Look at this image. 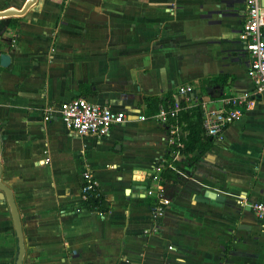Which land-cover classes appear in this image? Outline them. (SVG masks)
Here are the masks:
<instances>
[{"label": "crops", "instance_id": "1", "mask_svg": "<svg viewBox=\"0 0 264 264\" xmlns=\"http://www.w3.org/2000/svg\"><path fill=\"white\" fill-rule=\"evenodd\" d=\"M27 1L0 0V12ZM245 16L244 0H34L0 17V181L21 264H264L253 212L264 201V97L208 149L185 146L207 112L253 88ZM169 94L179 110L167 124L161 107L144 117L145 99ZM77 97L125 121L101 139L72 134L55 114ZM194 107L199 118L181 117ZM159 164L177 177L154 183ZM85 171L108 212L76 211ZM159 187L170 204L154 227ZM17 253L0 190V264Z\"/></svg>", "mask_w": 264, "mask_h": 264}, {"label": "built area", "instance_id": "2", "mask_svg": "<svg viewBox=\"0 0 264 264\" xmlns=\"http://www.w3.org/2000/svg\"><path fill=\"white\" fill-rule=\"evenodd\" d=\"M246 5V16L242 24L241 39L244 41L245 49L249 55V71L253 84L250 91L238 93L226 98L225 109L209 111L204 115L203 131L205 136L214 141H220L224 130L232 125L253 103L255 96L264 97V7L261 0H244ZM189 93L188 86L177 88L178 96H186ZM191 100V99H190ZM188 99L187 102H190ZM179 110V103L174 104L170 114L161 111L158 115L159 124H167L170 117H174ZM53 112L50 110L43 114V121H48ZM72 134L82 137L101 139L108 136L110 130L125 121L123 113L112 111L108 106L91 103L84 97L72 98L62 102L55 114ZM142 120L143 117L139 116ZM175 146L178 143H174ZM174 146L173 152L176 153ZM162 166L159 164L152 174V181L159 184V172ZM81 184V201L86 199V190L91 187L97 188L87 171L83 172ZM158 201L151 208V219L154 227L157 226L170 200L158 189ZM253 212L260 222H264V201L255 202ZM147 233V231H144Z\"/></svg>", "mask_w": 264, "mask_h": 264}, {"label": "trees", "instance_id": "3", "mask_svg": "<svg viewBox=\"0 0 264 264\" xmlns=\"http://www.w3.org/2000/svg\"><path fill=\"white\" fill-rule=\"evenodd\" d=\"M175 96V95H174ZM174 96L169 94L164 99L158 98H147L145 102L147 104L146 112L144 117L147 118L158 112V108L161 107L165 112H169L174 105ZM195 115L199 118L198 108H191L189 111H185L181 114V117L187 115L188 113ZM203 125V123H202ZM198 130L189 132V144H186L187 150H193L195 148H199L202 152L210 147L212 144V139L210 137L205 136L203 127L201 123L196 125ZM195 142V143H192ZM167 157V155H165ZM177 177V173L171 166H164L161 168L159 172V178L162 180H173ZM83 184H81V189L83 188ZM86 199L81 201L79 200L78 206L76 208L77 212H90V213H106L109 211V202L106 200L105 196H103L98 188L91 187L86 190ZM81 197V192H80Z\"/></svg>", "mask_w": 264, "mask_h": 264}, {"label": "water", "instance_id": "4", "mask_svg": "<svg viewBox=\"0 0 264 264\" xmlns=\"http://www.w3.org/2000/svg\"><path fill=\"white\" fill-rule=\"evenodd\" d=\"M34 0H28L25 4V6L22 8V10L17 11L13 8H8L7 10H4L2 12H0V17H6V16H11V15H19L24 13L29 6H31V4L33 3ZM261 4L264 7V0H261ZM2 64L5 66L7 64V56L6 55H2ZM0 148H1V144H0ZM0 175H1V164H0ZM0 190L3 192L4 196H5V201L7 202L9 208H10V213H11V217L13 220V225H14V229L16 232V236H17V242H18V253H17V258L15 261V264H21L22 258H23V253H24V249H23V242H22V236H21V226H20V222H19V216L16 210V206L13 200V196L11 194L10 189L1 183L0 181Z\"/></svg>", "mask_w": 264, "mask_h": 264}]
</instances>
